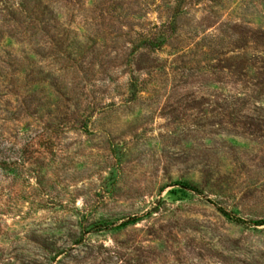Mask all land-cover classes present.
<instances>
[{
	"label": "rangeland",
	"instance_id": "1",
	"mask_svg": "<svg viewBox=\"0 0 264 264\" xmlns=\"http://www.w3.org/2000/svg\"><path fill=\"white\" fill-rule=\"evenodd\" d=\"M263 222L264 0H0V264H264Z\"/></svg>",
	"mask_w": 264,
	"mask_h": 264
},
{
	"label": "trees",
	"instance_id": "2",
	"mask_svg": "<svg viewBox=\"0 0 264 264\" xmlns=\"http://www.w3.org/2000/svg\"><path fill=\"white\" fill-rule=\"evenodd\" d=\"M218 210H219V211L222 213V215L225 216L226 218H228V219H230V220H232V221H234V222H236V223H243V221H242L241 219H239V218H237V217H233V216H231L229 213H227V212L224 211L223 209L219 208ZM263 224H264V222H263Z\"/></svg>",
	"mask_w": 264,
	"mask_h": 264
}]
</instances>
